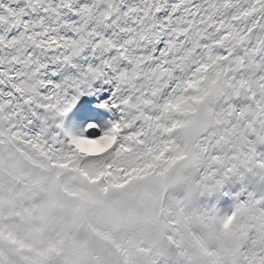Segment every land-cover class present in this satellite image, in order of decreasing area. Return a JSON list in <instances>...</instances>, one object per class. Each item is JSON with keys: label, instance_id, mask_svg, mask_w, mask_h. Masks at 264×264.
Wrapping results in <instances>:
<instances>
[{"label": "snow or ice", "instance_id": "1", "mask_svg": "<svg viewBox=\"0 0 264 264\" xmlns=\"http://www.w3.org/2000/svg\"><path fill=\"white\" fill-rule=\"evenodd\" d=\"M0 264H264V0H0Z\"/></svg>", "mask_w": 264, "mask_h": 264}, {"label": "rangeland", "instance_id": "2", "mask_svg": "<svg viewBox=\"0 0 264 264\" xmlns=\"http://www.w3.org/2000/svg\"><path fill=\"white\" fill-rule=\"evenodd\" d=\"M86 103V102H85ZM118 138V133L113 132L108 136L101 138L100 140H80L76 145V153L80 157H103L105 154L109 153L113 146L116 144ZM230 201L224 198L216 201L217 206L222 211H228L230 208ZM91 218L100 224H105L107 222V217L103 211H97L90 213ZM151 225L146 220H139L136 224V231L138 233L150 234ZM86 243V241H84Z\"/></svg>", "mask_w": 264, "mask_h": 264}]
</instances>
